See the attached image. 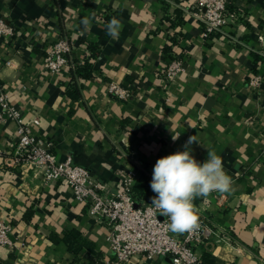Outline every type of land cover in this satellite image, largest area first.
<instances>
[{
  "label": "crops",
  "instance_id": "1",
  "mask_svg": "<svg viewBox=\"0 0 264 264\" xmlns=\"http://www.w3.org/2000/svg\"><path fill=\"white\" fill-rule=\"evenodd\" d=\"M164 1L175 8L194 0H0V18L12 35L0 38V84L10 106L24 121L38 120L33 133L51 144L60 162L85 168L115 194L119 178L131 175L135 206L152 202V173L159 158L183 151L189 137L191 155L201 164L208 149L222 157L233 191L212 192L194 201L199 219L208 217L232 240L200 247L213 264H264V0H246L247 20L225 28L223 36L203 38L201 24L183 14L181 27L164 22ZM171 1V2H170ZM177 1L178 5H173ZM239 14L244 0H226ZM121 22L119 36L107 24ZM87 18L89 29L82 21ZM182 67L166 84L168 40ZM72 44V58L82 61L88 45L98 47L94 77L68 96L71 71L43 67L57 38ZM254 51L262 56L255 61ZM8 64V65H7ZM259 78L258 85H252ZM110 84L125 86L129 100H118ZM132 89V90H131ZM16 125L0 120V222L10 227V245L0 246V264H107L112 258L104 225L87 216L63 183L44 184L29 165L12 166ZM178 136L173 140V136ZM163 218V216H161ZM78 231L94 244V254L70 253L61 239ZM172 236L181 234L171 232ZM126 264H172L169 257L135 256Z\"/></svg>",
  "mask_w": 264,
  "mask_h": 264
},
{
  "label": "built area",
  "instance_id": "2",
  "mask_svg": "<svg viewBox=\"0 0 264 264\" xmlns=\"http://www.w3.org/2000/svg\"><path fill=\"white\" fill-rule=\"evenodd\" d=\"M244 4L246 0L241 3L239 14H232L226 0H194L184 11L201 24L204 39L219 33L230 42H235L225 28L238 20H247ZM6 35H12V30L0 18V38ZM257 40L264 50L263 38L258 36ZM43 67L56 73L65 68H75L72 44L64 37L57 38L43 59ZM181 67L182 61L168 58L162 73L164 82L168 84L174 80ZM258 84L259 78H254L252 85ZM108 91L118 100L126 101L132 97L125 86L110 84ZM4 117L16 125L15 146L8 164L15 167L27 164L40 174L44 184L63 183L69 188L73 200L87 207V216L106 228L112 253L107 264H126L135 256L146 259L169 257L172 264H205L199 253L200 247L210 249L214 244L231 242L229 233L206 217L199 219V228L172 236L171 231L166 229L168 218H161L152 202L135 206L131 175L119 178L115 194L110 195L106 187L93 179L85 168L72 165L69 160H56L51 144L33 133L32 127L39 124L38 120L24 121L20 111L8 103L0 84V120ZM10 230L7 223L0 222V246L10 245Z\"/></svg>",
  "mask_w": 264,
  "mask_h": 264
},
{
  "label": "clouds",
  "instance_id": "3",
  "mask_svg": "<svg viewBox=\"0 0 264 264\" xmlns=\"http://www.w3.org/2000/svg\"><path fill=\"white\" fill-rule=\"evenodd\" d=\"M82 23L88 30V19ZM121 27V22L114 17L107 24V34L116 39ZM178 136H173V140ZM194 142L195 136L189 137L183 151L159 158L150 182L156 194L152 205L160 216L168 218L166 229L177 234L199 228L198 209L194 204L197 198H207L212 192L233 191V180L224 170L222 157L208 149L207 159L201 164L191 155L190 145Z\"/></svg>",
  "mask_w": 264,
  "mask_h": 264
},
{
  "label": "trees",
  "instance_id": "4",
  "mask_svg": "<svg viewBox=\"0 0 264 264\" xmlns=\"http://www.w3.org/2000/svg\"><path fill=\"white\" fill-rule=\"evenodd\" d=\"M172 3L175 6L178 5L177 1H172ZM163 5H164V11L166 13L165 14L166 16H164L163 21L169 23L170 28H175L178 26L181 27L183 24L184 11L181 8H178L177 6V8H175L174 10V16L171 17L167 14V10L170 7V3H168L167 1H164ZM227 7L229 10L231 9L229 3H227ZM220 36L222 35L219 33H214V34H211L209 38H212V37L219 38ZM180 37H181L180 32L178 34L173 35L168 40L169 44H166V46L164 47V50H163L164 54L168 56L171 60H174V59L178 61L181 60L180 57H176L175 55H173V52H172V47L178 43ZM97 50H98V47L96 45L89 44L88 54L86 55V57L81 62L74 60L75 68L70 70L71 71L70 73L72 75V80L74 82L70 90L67 91L68 96L72 97L73 99H76L79 96V89L81 88V84H79L77 80L79 81L88 80L94 77L96 73L94 70L93 61L98 56ZM251 54L254 57L256 62L259 60H262V56L259 55L258 53L251 51ZM52 241L55 243L63 242L64 245L67 247L68 251L74 255H77L81 250H87L90 254L95 253L94 244L91 242H88L83 237L82 233L75 231V230L65 232L61 239L54 236L52 237ZM202 259L205 264H213L212 261H210L208 256H205L204 258L202 257Z\"/></svg>",
  "mask_w": 264,
  "mask_h": 264
}]
</instances>
